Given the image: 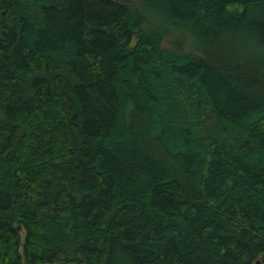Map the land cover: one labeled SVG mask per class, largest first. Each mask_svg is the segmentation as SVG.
I'll return each instance as SVG.
<instances>
[{
	"label": "trees",
	"instance_id": "trees-1",
	"mask_svg": "<svg viewBox=\"0 0 264 264\" xmlns=\"http://www.w3.org/2000/svg\"><path fill=\"white\" fill-rule=\"evenodd\" d=\"M0 264H264V0H0Z\"/></svg>",
	"mask_w": 264,
	"mask_h": 264
}]
</instances>
